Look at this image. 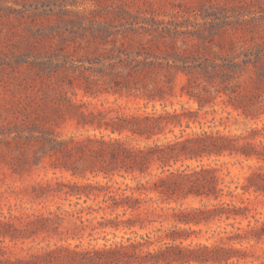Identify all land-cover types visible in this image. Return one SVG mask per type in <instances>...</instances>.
I'll return each instance as SVG.
<instances>
[{"label": "rangeland", "instance_id": "obj_1", "mask_svg": "<svg viewBox=\"0 0 264 264\" xmlns=\"http://www.w3.org/2000/svg\"><path fill=\"white\" fill-rule=\"evenodd\" d=\"M163 110L195 115L161 139L180 136L187 122L184 136L264 128V0H0V220L20 227L34 213L55 208L59 198L52 193L36 196L39 184L51 179L124 181L104 179L100 161L78 143L104 136L145 145L128 132L112 133L111 126ZM200 163H224L221 175L234 189L245 183L251 162L228 155L186 162ZM243 197L264 218V197ZM213 203L191 196L171 206ZM219 225L224 222L194 227L202 230L194 240L206 242ZM122 236L134 234L98 229L81 241L97 245ZM55 243L59 238L48 234L0 237V260H28L34 249Z\"/></svg>", "mask_w": 264, "mask_h": 264}, {"label": "trees", "instance_id": "obj_2", "mask_svg": "<svg viewBox=\"0 0 264 264\" xmlns=\"http://www.w3.org/2000/svg\"><path fill=\"white\" fill-rule=\"evenodd\" d=\"M244 114L259 116L247 110ZM194 115L187 110L143 112L121 118L111 126L112 133L128 132V138L148 142L142 146L121 137L104 136L78 143L84 154L100 161L97 172L104 179L118 175L124 181L51 179L46 185L39 184L36 196L52 193L59 198L55 208L34 213L20 227L0 220V237L48 234L56 235L60 243L34 249L28 260L1 259L0 264H264L263 213L252 209L251 199L243 197L251 193L264 197V142H257L264 128H251L240 135L203 130L184 136L185 129L190 128L187 122L180 136L160 138L174 133L177 127L183 128V119ZM226 155L251 162L245 183L234 189L221 175L224 163L186 164ZM223 195L231 201H220ZM191 196L213 198L216 203L199 208L171 206ZM216 220L224 225L211 230L206 242L194 240L202 233L194 227ZM98 229H123L134 236L97 245L82 243L86 233L93 236ZM137 229L147 232L139 234ZM70 239L80 242L73 245Z\"/></svg>", "mask_w": 264, "mask_h": 264}]
</instances>
